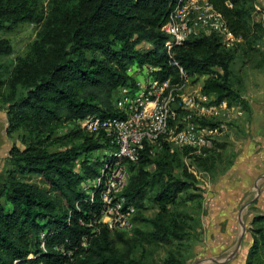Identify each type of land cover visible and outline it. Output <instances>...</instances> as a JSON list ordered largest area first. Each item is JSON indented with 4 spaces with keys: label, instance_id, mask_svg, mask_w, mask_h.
I'll list each match as a JSON object with an SVG mask.
<instances>
[{
    "label": "trees",
    "instance_id": "16d2710c",
    "mask_svg": "<svg viewBox=\"0 0 264 264\" xmlns=\"http://www.w3.org/2000/svg\"><path fill=\"white\" fill-rule=\"evenodd\" d=\"M174 1L49 0L45 9L42 0H0V31L23 23L36 27L25 53L9 65L1 58L12 54V46L0 38V87H4L9 125L30 131L22 148L12 147L14 168L0 178V264H142L130 255L114 253L125 232L111 231L102 223L91 227L80 223L99 216L98 195L93 202L86 201L81 183L97 175L102 164L97 152L106 144L87 132L81 144L64 150H49L45 141L58 124L70 122L81 130L78 120L87 115H120L114 104L116 94L119 87L134 84L127 72L134 63L159 66V78L180 80L164 48L168 35L161 30ZM211 1L235 32L245 36L252 30L254 0H229L231 7L226 6L227 0ZM143 43L149 46L138 47ZM173 57L192 81L205 78L202 93L215 101L239 98L230 83L236 50L222 48L217 35L190 37L173 50ZM149 148L127 165L124 195L136 208L135 225L143 222L148 199L163 215L178 204L188 185L172 176L161 182L158 172L146 169ZM32 177L39 183L29 181ZM155 186L157 192L148 196ZM256 220L264 223V215ZM154 221L150 222L156 226L153 231L136 232L150 242H169L178 234L159 219ZM254 232L257 236L246 264H253L264 246L263 226Z\"/></svg>",
    "mask_w": 264,
    "mask_h": 264
},
{
    "label": "rangeland",
    "instance_id": "374dc122",
    "mask_svg": "<svg viewBox=\"0 0 264 264\" xmlns=\"http://www.w3.org/2000/svg\"><path fill=\"white\" fill-rule=\"evenodd\" d=\"M42 2L47 9L49 0ZM228 2H225L227 7ZM250 16L252 30L247 35L235 32L228 24L233 37L217 36L222 48L236 50L230 83L239 98L215 101L214 96L202 93L210 101L226 102L213 120L214 125L219 126L222 121L225 127H219L211 147L203 154L168 142L149 148L146 169L158 172L161 182L172 176L188 185L178 196V204L169 206L163 215L157 204L148 199V208L142 213L143 222H137L132 231L126 233L124 241L115 245V254L130 255L142 264H246L254 236H257L254 231L258 226L264 228V223L256 220V216L264 215V0H254ZM35 35L36 27L27 23L0 31V38H6L12 46V54L3 56L1 62L14 63L25 53ZM140 46L143 48L149 43ZM204 79L192 81L189 77L190 83L199 86L201 91ZM3 91L4 87H0V178H5L14 168L12 147L22 148L30 135L29 127L9 125ZM86 136L89 135L84 130L65 122L57 125L45 146L49 150H64L81 144ZM97 155L102 158L100 151ZM29 181L39 183L36 177ZM227 184H246L249 188L240 195L239 190H230L222 197V185ZM254 184H261L263 188ZM155 192L157 186L148 196ZM181 201L184 202L179 204ZM239 209L242 210L240 215ZM210 214H214L212 218ZM158 219L178 233L171 236L169 242H150L145 235L136 232L153 231L156 226L152 222ZM242 225V243L235 251ZM253 264H264V246L259 247Z\"/></svg>",
    "mask_w": 264,
    "mask_h": 264
},
{
    "label": "built area",
    "instance_id": "2783aa9c",
    "mask_svg": "<svg viewBox=\"0 0 264 264\" xmlns=\"http://www.w3.org/2000/svg\"><path fill=\"white\" fill-rule=\"evenodd\" d=\"M161 30L168 35L164 48L177 67L180 80L159 78V66L134 63L127 69L134 84L119 87L116 94L114 104L120 115L90 114L78 120L82 130L99 136L106 144L100 150L102 164L97 175L81 183L86 201L93 202L97 195L101 201L96 219H80L89 227L102 223L111 231H132L136 208L124 195L129 180L127 165L136 162L144 148L168 142L203 154L205 148L211 147L219 127L226 125L222 121L219 126L200 122L217 118L226 102L208 100L199 86L190 83L186 70L173 57V50L190 37L215 34L232 38L222 12L211 0H175ZM132 66L138 69L133 70ZM138 75L142 78L138 79ZM40 247L45 250L44 241Z\"/></svg>",
    "mask_w": 264,
    "mask_h": 264
},
{
    "label": "crops",
    "instance_id": "0c3cea01",
    "mask_svg": "<svg viewBox=\"0 0 264 264\" xmlns=\"http://www.w3.org/2000/svg\"><path fill=\"white\" fill-rule=\"evenodd\" d=\"M245 163H243V165H244ZM237 166H240L241 167V164H237ZM242 169V168H241ZM237 171V170H236ZM258 171H259V169H258ZM259 181V183H260V179L258 180ZM217 185V184H216ZM255 186H257L258 185V187L260 188V189H262L263 188V185H261V184H254ZM247 188H249V186L248 185H246V184H227V186H224V185H222V194H221V196L222 197H224V196H226L227 194H228V192L230 191V190H239V195L241 194V192L243 191V190H246ZM214 201H216V200H214ZM245 205H247V204H245ZM244 205V206H245ZM242 210L241 209H239V215L241 214L240 212H241ZM213 215L214 214H210V216H211V218L213 217Z\"/></svg>",
    "mask_w": 264,
    "mask_h": 264
},
{
    "label": "water",
    "instance_id": "95a60500",
    "mask_svg": "<svg viewBox=\"0 0 264 264\" xmlns=\"http://www.w3.org/2000/svg\"><path fill=\"white\" fill-rule=\"evenodd\" d=\"M242 223V222H241ZM243 235H244V225H242V232H241V234H240V236H239V239H238V246H237V248L235 249V251L238 249V247L241 245V243H242V239H243Z\"/></svg>",
    "mask_w": 264,
    "mask_h": 264
}]
</instances>
